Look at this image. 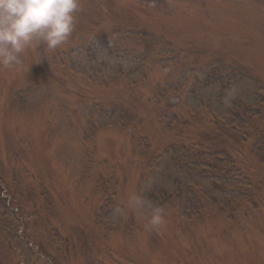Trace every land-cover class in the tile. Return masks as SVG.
Segmentation results:
<instances>
[{
  "label": "rangeland",
  "instance_id": "rangeland-1",
  "mask_svg": "<svg viewBox=\"0 0 264 264\" xmlns=\"http://www.w3.org/2000/svg\"><path fill=\"white\" fill-rule=\"evenodd\" d=\"M79 2L66 42L55 50L26 49L18 63L0 67V176L34 245L30 264H264V160L252 154L249 137L241 141L203 109L182 107L165 88L176 82L174 62L165 66L155 48L136 43L148 51L146 74L130 84L123 77L88 80L57 58L86 36L129 42L116 30H143L198 65L218 55L232 59L264 86V0ZM117 102L136 108L140 133L153 150L178 140L227 150L253 180L249 198L234 211L204 202L190 218L167 206L164 224L152 228L150 214L134 202L144 162L128 133L118 125L91 133L87 125L92 103ZM163 111L177 115L179 128L162 126ZM109 194L122 212L118 227L94 216ZM0 263L24 264L1 232Z\"/></svg>",
  "mask_w": 264,
  "mask_h": 264
},
{
  "label": "trees",
  "instance_id": "trees-1",
  "mask_svg": "<svg viewBox=\"0 0 264 264\" xmlns=\"http://www.w3.org/2000/svg\"><path fill=\"white\" fill-rule=\"evenodd\" d=\"M116 32L126 39L130 37L129 42H110L99 34L86 36L76 45L59 51V63L88 80L110 83L123 77L134 84L145 78L148 56L147 50H137L135 44L155 48L153 56L162 64L174 62L178 66L176 82L165 88L177 93L182 107L189 111L203 109L210 119L236 131L241 141L249 137L252 154L264 160V129L259 126L264 122V86L245 67L219 55L198 65L195 58L177 51L166 39L143 30L126 28ZM159 92L158 89L156 95ZM159 117L165 129L180 126L174 112L163 111ZM140 124L136 108L120 102L109 106L92 103L87 123L91 133L112 125L128 133L133 151L144 162L137 197L161 209L175 207L181 218L199 214L205 207L204 202L234 211L241 201L249 198L253 180L227 150L184 140L153 150L141 135ZM94 216L114 227L123 220L120 206L111 194L97 205ZM0 232L10 247L19 252L23 263L30 264L35 257L34 245L5 191L1 176Z\"/></svg>",
  "mask_w": 264,
  "mask_h": 264
},
{
  "label": "clouds",
  "instance_id": "clouds-1",
  "mask_svg": "<svg viewBox=\"0 0 264 264\" xmlns=\"http://www.w3.org/2000/svg\"><path fill=\"white\" fill-rule=\"evenodd\" d=\"M79 10V0H0V67H12L26 49L41 44L57 49L74 30ZM134 202L150 213L152 228L164 224L163 209L139 197Z\"/></svg>",
  "mask_w": 264,
  "mask_h": 264
}]
</instances>
